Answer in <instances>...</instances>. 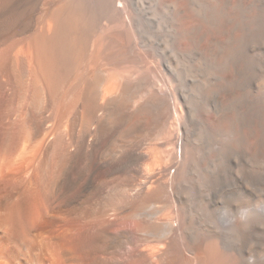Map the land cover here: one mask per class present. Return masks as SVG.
Returning <instances> with one entry per match:
<instances>
[{
	"label": "bare ground",
	"instance_id": "obj_1",
	"mask_svg": "<svg viewBox=\"0 0 264 264\" xmlns=\"http://www.w3.org/2000/svg\"><path fill=\"white\" fill-rule=\"evenodd\" d=\"M261 37L264 0H0V264H264Z\"/></svg>",
	"mask_w": 264,
	"mask_h": 264
},
{
	"label": "rangeland",
	"instance_id": "obj_2",
	"mask_svg": "<svg viewBox=\"0 0 264 264\" xmlns=\"http://www.w3.org/2000/svg\"><path fill=\"white\" fill-rule=\"evenodd\" d=\"M250 43H253L259 47V54L257 57H251L249 52H245L243 54L244 62H245V69L244 74L248 79L258 78L264 74V37L259 39H254ZM243 83L241 81L240 85ZM231 108H234L238 111V107L235 103L231 105ZM253 114L257 117L258 110L256 109ZM238 152H232V157H237ZM160 157L159 153L156 154L155 159ZM224 167V161H223ZM227 167H228V176L222 173V184H236L234 177H232L230 169H231V161L227 160ZM245 182V181H244ZM240 184V183H237ZM249 184H264V161H256L255 166L253 167V172L249 178Z\"/></svg>",
	"mask_w": 264,
	"mask_h": 264
}]
</instances>
